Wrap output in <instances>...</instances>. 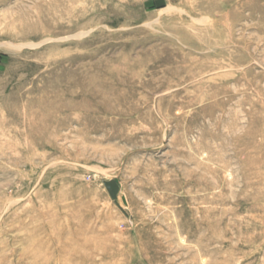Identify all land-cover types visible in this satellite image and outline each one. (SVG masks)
Listing matches in <instances>:
<instances>
[{"label":"rangeland","instance_id":"1","mask_svg":"<svg viewBox=\"0 0 264 264\" xmlns=\"http://www.w3.org/2000/svg\"><path fill=\"white\" fill-rule=\"evenodd\" d=\"M0 264H264V0H0Z\"/></svg>","mask_w":264,"mask_h":264}]
</instances>
